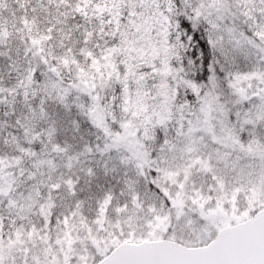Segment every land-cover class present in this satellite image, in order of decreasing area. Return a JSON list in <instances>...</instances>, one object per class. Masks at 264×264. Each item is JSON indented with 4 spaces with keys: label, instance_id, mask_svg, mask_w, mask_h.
Returning <instances> with one entry per match:
<instances>
[{
    "label": "snow or ice",
    "instance_id": "obj_1",
    "mask_svg": "<svg viewBox=\"0 0 264 264\" xmlns=\"http://www.w3.org/2000/svg\"><path fill=\"white\" fill-rule=\"evenodd\" d=\"M0 264H264V0H0Z\"/></svg>",
    "mask_w": 264,
    "mask_h": 264
}]
</instances>
